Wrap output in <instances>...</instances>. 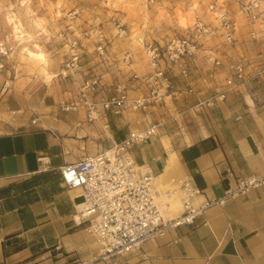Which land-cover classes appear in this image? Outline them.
<instances>
[{
	"label": "crops",
	"instance_id": "1",
	"mask_svg": "<svg viewBox=\"0 0 264 264\" xmlns=\"http://www.w3.org/2000/svg\"><path fill=\"white\" fill-rule=\"evenodd\" d=\"M8 83L0 80V264H264V182L207 207L192 224L169 228L138 250L92 260L99 245L75 216L79 189L66 188L58 168L105 148L98 137L120 140L146 121L136 126L111 117L102 130L83 109L60 108L75 93L67 81ZM226 94L193 118L187 135L158 126L156 134L131 147L134 159L148 163L157 176L165 217L177 215L181 206L175 196L178 204L170 207L164 191L184 177L200 189L194 198L199 203L223 194L237 177L264 176V96Z\"/></svg>",
	"mask_w": 264,
	"mask_h": 264
},
{
	"label": "rangeland",
	"instance_id": "2",
	"mask_svg": "<svg viewBox=\"0 0 264 264\" xmlns=\"http://www.w3.org/2000/svg\"><path fill=\"white\" fill-rule=\"evenodd\" d=\"M220 7L227 9L236 22L232 42L222 37L217 18ZM100 33L104 38L103 56L96 50ZM174 36H186L201 53L183 57L187 76L181 74L178 62L170 60L168 53L160 57L159 63L172 83L165 101L145 111L108 110L107 120L101 117L92 123L103 130L108 129L105 124L110 123L111 117L136 126L159 121L164 129L186 132L196 115L207 114L216 105L197 110L194 104L222 89L240 98L264 96V32L251 37L235 0H0V44L7 48L6 53L0 52V80L3 86L10 80H20L23 86L64 80L75 87L76 93L82 82L97 78L100 88L93 94L94 100L111 95L116 85L122 83L128 97L135 98L148 89L139 79L149 71L140 38L161 44L165 51ZM25 47L44 52L50 77L46 78L39 65L26 56ZM72 51L79 54V66L63 75ZM207 55L220 59V63L215 64ZM128 57L133 62H129L131 66L124 62ZM92 60L94 64L89 63ZM85 63L88 65L84 66ZM99 63L102 65L95 68ZM236 63L243 66L240 83L233 67ZM228 78L232 85L226 84ZM186 81L191 91L185 86ZM176 112L177 118L162 121L163 116L171 117ZM98 141L106 147L110 142L105 136L104 141L100 137Z\"/></svg>",
	"mask_w": 264,
	"mask_h": 264
},
{
	"label": "built area",
	"instance_id": "3",
	"mask_svg": "<svg viewBox=\"0 0 264 264\" xmlns=\"http://www.w3.org/2000/svg\"><path fill=\"white\" fill-rule=\"evenodd\" d=\"M235 4L238 13L247 21L251 37H256L259 32L263 33L264 0H235ZM209 7L213 8V4ZM217 18L223 39L232 42L236 30L235 20L224 7L217 10ZM196 26L199 30L200 26ZM103 40V34L100 33L96 50L101 56L105 53ZM140 40L149 65L148 73L142 78L139 77L148 86L144 94L129 98L126 85L122 83L116 85L115 92L111 95L94 100L92 96L100 88L99 81L94 78L78 85L75 95L62 100L60 108L83 109L86 119L94 122L105 117L108 110L114 113L122 112L125 108L145 111L149 106L164 102L165 97L170 95L172 83L166 70L159 63L160 57L168 53L170 60L178 62L181 74L187 76L188 69L182 62L183 57L199 55L201 49L186 36L170 38L165 51H162L159 43L144 42L143 38ZM0 52H7L6 46L2 43ZM207 57L215 64L220 63V59L214 56ZM78 62L79 54L72 51L62 74L77 69ZM233 67L239 83L242 82V64L236 63ZM226 84H233L231 78L226 80ZM185 86L188 91L192 90L188 81L185 82ZM225 92L226 90L222 89L203 101H198L194 107L198 110L213 106L224 99ZM35 119L36 117L32 121ZM160 124L159 121L149 122L143 128L132 129L122 139H112L107 147L58 168L64 186L79 189L75 216L80 222L85 223V228L99 245L92 260L110 261L138 250L146 240L162 236L169 228L180 224H192L207 207L222 204L225 200L244 194L250 188L264 182V176L237 177L234 186L220 196L205 198L195 203L194 198L200 194V189L190 177H184L176 187L164 191L166 198L178 196L181 206L177 215L165 217L162 212L163 203L158 199L155 185L156 174L148 163L137 162L130 152L133 144L156 134ZM43 159L44 157H39L40 161L45 162ZM89 262L81 260L78 264Z\"/></svg>",
	"mask_w": 264,
	"mask_h": 264
},
{
	"label": "bare ground",
	"instance_id": "4",
	"mask_svg": "<svg viewBox=\"0 0 264 264\" xmlns=\"http://www.w3.org/2000/svg\"><path fill=\"white\" fill-rule=\"evenodd\" d=\"M14 28H15L16 31L19 30V29H17V25H16V24H14ZM19 36H20V35H19ZM25 50H26V56H27L28 58L32 59L34 63H36V64L39 65V67H40L42 73H44V75H46V78H47V77H50L51 74H50V72H49V71L47 70V68H46V65H47V58H46L44 52H43L41 49H35V50H33V49L28 48V47H25ZM248 101H250L249 98H248ZM161 176H162V174H160V175L158 176V179L161 178ZM158 179H157V180H158ZM155 182H156V181H155ZM165 198H166V197H165ZM162 199H163V198H162ZM164 200H165V199H164ZM164 200H163V201H164ZM168 200H169V202L171 203V206H170V207H174V206H176V205L178 204V200H177L176 198H174V197L168 198ZM166 201H167V200H166ZM169 205H170V204H169Z\"/></svg>",
	"mask_w": 264,
	"mask_h": 264
}]
</instances>
